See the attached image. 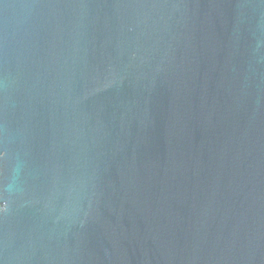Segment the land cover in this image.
Returning a JSON list of instances; mask_svg holds the SVG:
<instances>
[{
    "label": "water",
    "instance_id": "obj_1",
    "mask_svg": "<svg viewBox=\"0 0 264 264\" xmlns=\"http://www.w3.org/2000/svg\"><path fill=\"white\" fill-rule=\"evenodd\" d=\"M0 264H264V0H0Z\"/></svg>",
    "mask_w": 264,
    "mask_h": 264
}]
</instances>
